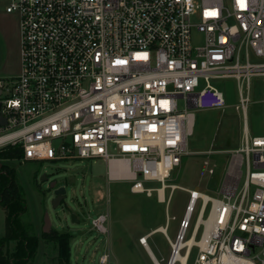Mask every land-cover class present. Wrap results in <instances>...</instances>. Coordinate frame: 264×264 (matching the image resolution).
I'll return each instance as SVG.
<instances>
[{
	"label": "built area",
	"instance_id": "1",
	"mask_svg": "<svg viewBox=\"0 0 264 264\" xmlns=\"http://www.w3.org/2000/svg\"><path fill=\"white\" fill-rule=\"evenodd\" d=\"M0 1L21 36L19 74L0 78V151L17 146L22 162L102 159L109 180L123 162L131 192L168 206L174 189L161 200L160 188L187 151L194 109L225 108L213 80L235 79L244 139L220 195L187 189L175 239L163 234L168 264L200 229L180 249L191 248L188 264L194 248L195 264H264V133L250 135L247 117L253 78L264 79V0Z\"/></svg>",
	"mask_w": 264,
	"mask_h": 264
},
{
	"label": "rangeland",
	"instance_id": "2",
	"mask_svg": "<svg viewBox=\"0 0 264 264\" xmlns=\"http://www.w3.org/2000/svg\"><path fill=\"white\" fill-rule=\"evenodd\" d=\"M6 6V1H0V78L15 76L21 69L20 17L15 12H6ZM200 38L195 32L194 40ZM213 84L224 92L227 106L194 109L195 126L188 138L187 151L167 180L168 185L180 187L172 193L170 187L166 189L165 198L171 193L168 206L158 201L157 192L153 196L131 192L130 180H109L102 159L22 162L20 158H0L1 163L14 170L26 193L30 218L39 239L32 264H59L60 260L65 264H103V256L108 258L105 264H154L140 239L167 225L174 240L188 203L187 189L199 187L204 193L219 196L234 155L243 145V113L237 109L238 83L233 78H224L213 80ZM203 85L201 82L200 87ZM263 99L264 79L255 77L247 111L252 136L264 133ZM179 104L183 108L184 100L180 99ZM43 175L48 179L41 180ZM53 181H56L54 188L50 186ZM61 186L66 188V195L54 208V191ZM145 186L159 187L160 183L149 182ZM200 205L198 201L186 238L191 234ZM208 210L209 206L205 216ZM99 218L106 232H101L95 224ZM5 234L6 212L0 206V240ZM200 234L201 229L197 238ZM148 243L159 258H164L160 259L161 263L168 264L171 247L164 234L150 235ZM15 245L16 241H6L4 251L12 252ZM196 254L194 248L189 264H195Z\"/></svg>",
	"mask_w": 264,
	"mask_h": 264
},
{
	"label": "trees",
	"instance_id": "3",
	"mask_svg": "<svg viewBox=\"0 0 264 264\" xmlns=\"http://www.w3.org/2000/svg\"><path fill=\"white\" fill-rule=\"evenodd\" d=\"M22 156L23 151L17 146H8L0 151V158H21ZM0 206L6 212V234L0 240V264H32L39 246V239L30 218L26 193L14 170L8 164L1 162ZM6 241H16L12 252L4 251L3 246ZM69 252L68 249V259ZM59 264H65V261L60 260Z\"/></svg>",
	"mask_w": 264,
	"mask_h": 264
},
{
	"label": "bare ground",
	"instance_id": "4",
	"mask_svg": "<svg viewBox=\"0 0 264 264\" xmlns=\"http://www.w3.org/2000/svg\"><path fill=\"white\" fill-rule=\"evenodd\" d=\"M194 126H195V120H194V123H193V131H192V134L191 135H193V132H194ZM113 170H115V171H113V173L114 174H118L119 175V177H121V179H114V180H122V179H127L128 178V175H129V173H128V170H127V167H126V165L123 163V162H120V163H118L117 164V166H114V169ZM117 171V172H116ZM168 187V184H167V182H165V186L164 187H161L160 188V198H161V200H163L164 199V194H165V188H167ZM169 187H171V188H173L174 190L176 189V188H180V187H178V186H176L175 184H171ZM206 196H210L209 194H207V193H204ZM203 216V215H202ZM101 218H103V220H104V217H101ZM101 218H99V221H101L102 219ZM102 220V221H103ZM200 221H202V222H204L205 224H209V220H206V218L203 216V217H201V220ZM165 230H167L166 229V226H159L155 231H154V233H163V231H165ZM197 230H198V228H197ZM197 234H198V231H196V234H195V236L192 238V239H188L187 240V242L186 243H182V244H177V245H175V251H174V253H173V255H172V258H173V260H180V263L179 264H188V258H189V256H190V250H191V248H192V246L195 244V243H197L198 242V239H197ZM148 236H145V237H143V238H141L140 239V243L146 248V250L148 251V253L151 255V257H152V259L154 260V262L155 261H158L159 263H161V261L160 260H158L156 257H155V254L153 253V251H152V249H151V247H150V245H149V243H148ZM184 245H189L191 248L188 250V252H187V255H185V254H182L181 253V251H180V249L184 246Z\"/></svg>",
	"mask_w": 264,
	"mask_h": 264
},
{
	"label": "water",
	"instance_id": "5",
	"mask_svg": "<svg viewBox=\"0 0 264 264\" xmlns=\"http://www.w3.org/2000/svg\"><path fill=\"white\" fill-rule=\"evenodd\" d=\"M239 158L241 159V156H239ZM48 177L46 175H43L41 180H47ZM56 185V181H53L51 182L50 186L52 188H54ZM65 195H66V188L61 186V187H57L55 188V191H54V199H53V207L54 208H57L61 203H62V200H64L65 198ZM73 218L75 217V215L72 216ZM50 221V218H49V215L46 214V222L49 223Z\"/></svg>",
	"mask_w": 264,
	"mask_h": 264
},
{
	"label": "crops",
	"instance_id": "6",
	"mask_svg": "<svg viewBox=\"0 0 264 264\" xmlns=\"http://www.w3.org/2000/svg\"><path fill=\"white\" fill-rule=\"evenodd\" d=\"M76 217V216H75ZM157 229V228H156ZM156 229H153V231H152V233L150 234V235H152V234H154V231L156 230ZM150 235H147L148 236V239H149V237H150ZM147 239V240H148ZM144 247V246H143ZM145 248V247H144ZM145 250H146V248H145ZM147 251V250H146ZM153 251V250H152ZM147 253H148V251H147ZM154 253V252H153ZM154 254H156V253H154ZM148 255H149V257L152 259V257H151V255L148 253ZM155 257H157V259L158 260H160V259H163L164 260V258H159L158 256H157V254H156V256ZM152 261L154 262V260L152 259Z\"/></svg>",
	"mask_w": 264,
	"mask_h": 264
}]
</instances>
